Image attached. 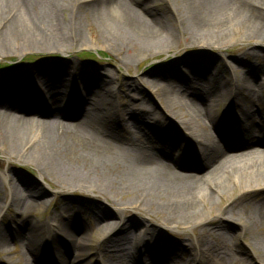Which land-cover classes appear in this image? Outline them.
Instances as JSON below:
<instances>
[{"label": "bare ground", "instance_id": "6f19581e", "mask_svg": "<svg viewBox=\"0 0 264 264\" xmlns=\"http://www.w3.org/2000/svg\"><path fill=\"white\" fill-rule=\"evenodd\" d=\"M59 1L0 0V54L11 50L12 42L17 43L22 38L37 48H62L71 41H83V24L76 16L72 23L56 17L63 9ZM154 1L157 0H82L79 4L84 8L86 23L97 26L96 39H104L113 49L130 46L138 53L165 49L180 34L198 43L210 40L212 42L205 43L222 47L236 39L228 31V24L235 25L246 38L260 40L264 33V0H169L173 3L171 19L168 15L143 12L145 8L149 11ZM242 54L251 59L245 58L246 77L239 80L229 73L222 76L225 65L218 78L212 74L220 65L218 62L209 70V65L194 57L178 59V63L189 68V73H174L178 85L167 84L160 88L157 80L148 74L139 77L140 84L147 83L155 92H161L158 95L170 105L171 116L179 114L181 117L178 121L181 129L170 127L172 134L168 137L161 131L152 135L143 133L157 137L159 144L149 148L139 142L132 128L151 132V126L140 124L136 119L134 124L118 118L99 94V99L87 100V86L93 89L94 84L99 87L101 83L107 85L106 91H111L108 86L113 82L111 74L90 69L82 75L70 72L67 76L82 82L84 91L75 85V96L67 86L62 87L61 92L52 90L63 84L61 65L31 73L21 70L18 76L15 73L11 77L0 75V129L8 128L13 132L19 127L35 126L37 131L29 138L17 141L11 137L8 141L14 145L19 143L22 152L27 149V155L36 159L40 175H52L62 187L83 188L106 199L111 194L129 195L137 209L160 214L163 223L183 228L196 223L220 226L234 235V239L249 237L252 250L249 259L264 257V115L257 113L261 115L259 120L254 118L256 112H264V79L261 77L264 57L249 49ZM240 61L239 56L233 59L235 63ZM259 71L261 76L257 74ZM29 78L41 88L38 80H42L43 96L35 89V82L31 87ZM201 80L207 84L203 85ZM78 95L81 99L77 102ZM221 99L229 103L223 114H215L214 107ZM246 101L257 108L242 110L241 114L231 117L230 106L243 107ZM141 104L134 106L140 110L134 113L143 116L151 112ZM61 112L65 115L63 118ZM193 138L200 150L190 149L189 142ZM174 150L178 152L175 154ZM231 150L235 152L229 153ZM194 164L203 166L205 172L196 174ZM222 173L230 176L239 195L231 199L229 207L219 206L212 215V203L207 205V202L213 195L224 193L216 185ZM1 174L6 180H12L8 172ZM29 186L26 183L10 185L5 210L14 207L16 217L4 225L3 214H0V251L9 253V244L17 239L24 246L20 255L23 264H30L28 254L36 264H79L80 258L75 254L90 253V239L88 224L77 220V215L92 211L91 206L65 205L53 217L33 218L32 212L46 202L42 199L44 191L29 190ZM200 203L206 204V212L199 208ZM2 207L4 204L0 202V210ZM215 218L221 221H212ZM103 219L104 216L94 212L93 230L106 228V224H99ZM108 225L112 232L103 243L131 241L136 248L148 238L152 237L149 241L154 238L152 224L144 223L141 217L116 226ZM5 229L11 231L9 239L4 234ZM59 229L64 238L57 235ZM210 229L200 232L190 243L182 239L173 240L171 244L167 239L153 241L154 245L144 253L138 248L126 255L116 250L104 251L108 253L107 264H165L168 261V264H183L177 261L179 258H185L189 261L187 264L197 259L218 264H251L244 249L224 246L226 236L213 234ZM62 245L69 259L66 261L64 256V261L58 258L55 262L57 255H61ZM49 252H53L52 257ZM6 262L0 258V264Z\"/></svg>", "mask_w": 264, "mask_h": 264}, {"label": "rangeland", "instance_id": "374dc122", "mask_svg": "<svg viewBox=\"0 0 264 264\" xmlns=\"http://www.w3.org/2000/svg\"><path fill=\"white\" fill-rule=\"evenodd\" d=\"M81 1L82 0H60L59 3L63 6V9L56 17H58L59 20L67 19L69 23H72L74 16H76L83 24V41H79L77 43H73L71 41L70 44H67L62 48H37L28 44V40L26 38L18 40L17 43L12 42V49L6 53L0 54V75L9 77L12 73H15L16 76H18L21 70L24 71V73H31L36 69L47 70V68L51 66L61 65L62 70H64L62 74L64 78L63 84H59L58 87H55L52 90L54 92H61V88L67 86L70 93L76 96L75 85L82 90V82L80 84L79 81H75L73 79L71 80L69 76H67L70 75V72L82 75L84 72L87 74L86 69H90L98 70L101 74L105 75L111 74L113 82L108 85L111 87V91H106L107 85L99 83L98 87L94 84L92 87L93 89H91L90 86H87L86 98L91 102L92 99H99V96H97L99 94L102 96V100L104 102L109 103V108L113 110L115 116L118 118L125 120L128 123L133 121L134 124V120L136 119V121L140 124L145 123L148 126H151L149 127L151 132L146 129H144V131H140L137 127L132 128V131L139 139V142H142L147 148L152 147L155 144L158 145L159 142L157 137H148L147 134L143 135V133H150L152 135L156 131H161L165 137H168L167 135L172 134L170 127L181 129L182 125L178 122L181 120L179 114H177V116H171L170 105L166 103L164 98L158 95L161 92L159 90L155 92L153 87L147 83H144V85L140 84L138 81V79L140 80L139 77H143L145 74H148L150 78L157 80L160 88L166 87L167 84L178 85L179 81L174 76V73H189V68L178 63V59H185L186 57H188L186 59H193L194 57L196 60L199 58L203 64L209 65V70L213 66H216L215 64L218 62L220 65L216 66L212 71V74H216L218 78L220 77V71L222 72L224 68L227 67L225 72H222V76H227L229 73L233 76H237L239 80L246 77L245 72L247 67L245 64V58L251 59L250 57L242 54L245 49H249L251 52L254 51V53L264 57V33L261 34L260 40L246 38L244 37L242 31L236 28L233 24H228L227 29L235 35L236 39L222 47L216 44L205 43L212 42L210 40L198 43L193 41V39L186 37L184 34H180L176 35L172 39L169 47L162 50H155L150 53H138L136 48L134 49L128 45V48L124 46L120 49H113L104 39H96L95 34H98L97 26L94 23H86L84 19V8L82 7V4H79ZM171 3L172 2L169 0H157L150 3L149 11L145 8V11L143 10V12L147 14L169 16L172 12L171 8L173 3ZM168 18L171 19L170 16ZM171 26L174 28L172 24ZM257 41L260 43L258 44ZM236 56H239L241 59L239 63L233 62V59ZM222 63L223 66L221 67ZM205 71H207L206 68ZM257 74L260 75V71L257 72ZM189 75L191 76L192 74ZM261 77L264 79V74ZM27 81L28 83H31V87L35 84V89H37L39 95H44L42 90L45 86L42 84V80H38V82L42 85V88L36 83V81H31L30 78L29 80L27 79ZM32 82L35 83L32 84ZM199 82L203 85L207 84V82H203V80ZM79 99H81L80 95L77 96V102ZM140 102L143 103L141 105L148 107L151 112L143 116L134 113L140 111L138 109V107H140ZM228 103L229 101L226 99L219 100L216 107H214V113H218L219 115L223 114L224 108ZM135 105L138 107L134 108ZM255 108L257 107H253L250 102L246 101L243 107H236L233 105L230 106L229 113H231L230 116L232 117L234 114H241L242 110L254 111ZM63 112H61L62 118L65 116ZM177 113L179 112L177 111ZM257 113L264 115V112H256L254 118L257 120H259L261 116ZM141 126L143 127L144 125ZM8 130V128L0 129V202L4 204V207L0 210V214H3L1 220L4 222V225L10 224V222L16 217L14 207H9L8 210H5V205L9 203L10 185L15 183L18 185L26 183L30 185L29 190L44 191L42 199L46 202V204L32 212L31 217L33 218L44 219L53 217L54 215H57L60 208L65 205L77 206L78 203H84V205L91 206L92 211L89 210L88 213L82 212L77 215L79 218L77 220L88 224L89 227L87 235L90 239V253H83L81 255V253L76 252L75 254L77 258H80L79 264H107V262H109L108 253L104 251L110 252L116 250L117 252H124L123 254L125 255L131 253L135 248V245H133V242L131 241H106V243H103V240L112 232L110 225L108 224L116 226L121 222L131 220L133 217L143 218L144 223L149 225L152 224L155 229L153 232V240L149 241V239H152V237H150L147 242L138 244L135 248V250L138 248V250L142 253L146 252V249H151L153 241L156 242L157 240L159 242H165V239H167L170 241L169 244H171L173 240L176 241V239H182L185 243H190L195 240L196 236H198L200 232L211 227L210 230L213 234L226 236L227 239L224 246L230 249H238L241 247L247 252V260L251 264H264V257L255 256V259H249L252 250L248 244L250 243L248 236L245 238L234 239V235L229 234L225 228L215 226L214 224L203 223L202 226H200L196 223L195 226L183 228L181 225L177 226L174 223H163L160 220V214H149L144 210L137 209L134 204L131 203V199L128 197L129 195H122L120 193L115 195L111 194L106 199L97 193H92L83 188L66 185L62 187V184L58 183L50 174L49 176L42 177L36 168V159L27 155L28 150L25 149V152H22L19 147V143L14 145L12 142L10 143L8 141L11 137L17 141L25 140L29 138L32 133L37 131L36 127L34 126L30 128L23 126L13 130V132ZM196 142L197 141L194 138L193 141L189 142L190 149L193 148L196 151L200 150V145ZM181 143H186L187 146H189L187 142L182 141ZM174 152L176 154L178 151L174 150ZM232 152L235 151H229V153ZM193 171L196 174L201 175L205 172V169L203 166L197 165ZM3 172H8L12 180H6L1 174ZM221 175L223 176L220 180H218L219 182H217L216 185L219 189L223 190L224 193L219 196L213 195V197L207 202V205L209 202L212 203V215H214V211L219 206L229 207L231 199L239 195V190L231 183L230 176L224 173ZM206 191H209V189ZM199 208L204 209L203 211L206 212V204L204 205L203 203H200ZM94 212L100 217L104 216L103 221L99 222L100 225H107L106 228H103V230H93L91 223L94 219ZM212 221L217 223L221 220L215 218ZM139 227L141 228V225L137 226L135 231L139 230ZM60 230L61 229L58 230L59 232L57 235L60 238H64L63 231ZM10 232L11 231L6 229L4 230V234L8 239L10 238ZM75 234L77 235L76 232ZM100 234L103 235L100 240L97 241ZM41 236L43 235L41 234ZM34 246L40 247L41 244H34ZM23 247L24 246L17 239H15L14 243L9 244V253L0 251V258L3 261H7L6 264H23V258L20 256L21 252L24 250ZM102 247L103 249L101 252ZM61 248V255H57L56 259L53 261L56 262L58 258L59 260L64 261V256L67 258L66 261H68L69 256H66V251L63 245ZM53 252H49L48 254L52 257ZM27 258L30 264H36L33 257L29 254L27 255ZM177 261H179V263L184 262L183 264H187L189 262L185 260V258H179ZM190 264L218 263L197 259L195 261H191ZM223 264L233 263L225 262Z\"/></svg>", "mask_w": 264, "mask_h": 264}]
</instances>
